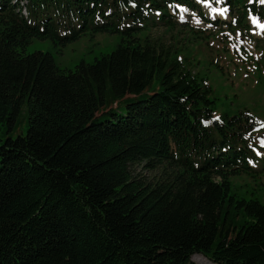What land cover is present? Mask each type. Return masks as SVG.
Returning <instances> with one entry per match:
<instances>
[{
  "label": "trees",
  "instance_id": "1",
  "mask_svg": "<svg viewBox=\"0 0 264 264\" xmlns=\"http://www.w3.org/2000/svg\"><path fill=\"white\" fill-rule=\"evenodd\" d=\"M174 2L198 9L0 0V264H264V201L231 181L264 175V121L247 110L213 119L199 59L150 36L180 25ZM224 4L238 26L248 9L264 17L255 3ZM97 33L117 34L116 48L72 70L25 52L34 38L60 49ZM20 116L26 132L13 138Z\"/></svg>",
  "mask_w": 264,
  "mask_h": 264
},
{
  "label": "rangeland",
  "instance_id": "2",
  "mask_svg": "<svg viewBox=\"0 0 264 264\" xmlns=\"http://www.w3.org/2000/svg\"><path fill=\"white\" fill-rule=\"evenodd\" d=\"M194 2L197 1L194 0ZM239 3L245 4L247 0H239ZM212 4L201 3L199 11L203 17L196 12L181 8L183 18L180 19L182 21L180 25L171 30L164 26L150 27L149 34L152 38L177 48L181 57L199 59L200 65L191 66V69L207 76L216 99L214 106L216 117L225 113L232 115L238 111L247 110L264 121V65L261 62L264 28L252 23L251 17L254 15L251 13H248L245 19L247 27H233L236 24L237 14L234 11V14L230 15L228 9L226 11L228 17L224 20V24L209 23L204 18L211 17L217 20L218 17L214 15H217V9L220 7L219 3ZM213 8L216 11H212ZM256 18L264 24V19ZM193 31L199 33L195 34ZM194 36H201L203 39L195 42ZM257 40L260 41L261 49L256 47ZM118 42L117 34L97 33L93 37L87 34L58 49L48 39L34 38L27 45L25 52L49 53L57 67L62 70H72L82 60L91 63L101 54L112 52ZM248 59L253 61H246ZM255 61L259 62L262 70L261 76ZM214 64L220 67L216 68ZM26 127V117L20 116L17 127L10 132L9 136L15 138L21 134L25 135ZM142 172L144 176H151L146 171ZM256 180L245 176L231 178L236 192L245 194L253 188L257 191L254 195L264 201V175L262 174L260 179ZM191 260L193 264H213L201 255H194Z\"/></svg>",
  "mask_w": 264,
  "mask_h": 264
},
{
  "label": "snow or ice",
  "instance_id": "3",
  "mask_svg": "<svg viewBox=\"0 0 264 264\" xmlns=\"http://www.w3.org/2000/svg\"><path fill=\"white\" fill-rule=\"evenodd\" d=\"M205 2H207V0H205ZM218 2H219V0H218ZM249 2L251 3V2H253V0H249ZM257 2L258 3H260L261 5H264V0H257ZM212 11H216V9H212ZM221 11H223V9L221 10ZM251 20H252V23L253 24H256V25H258L259 27H261V28H264V24H261L260 22H259V20L255 17V16H252L251 17ZM235 46V45H234ZM213 119H219V117H216V116H213ZM204 123L205 124H207V123H210V121H204ZM261 144H262V147H264V141H261ZM259 154V153H258Z\"/></svg>",
  "mask_w": 264,
  "mask_h": 264
}]
</instances>
